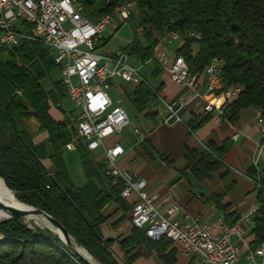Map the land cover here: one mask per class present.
Returning a JSON list of instances; mask_svg holds the SVG:
<instances>
[{
  "label": "trees",
  "instance_id": "1",
  "mask_svg": "<svg viewBox=\"0 0 264 264\" xmlns=\"http://www.w3.org/2000/svg\"><path fill=\"white\" fill-rule=\"evenodd\" d=\"M78 1L84 14L93 20L112 14L121 3L135 2L141 15L137 27L150 25L155 32H143L140 39L136 30L133 39L123 47L130 55L138 56L143 63L155 60L153 51L159 36L172 30L177 32L186 38L175 54L183 56L191 73L201 72L216 57L222 62L223 85L241 88L237 99L225 106L223 118L234 122L242 108L254 107L264 124V0ZM193 32L200 38H188ZM0 52L8 54L7 59L0 58V182L5 189L0 192V199L12 197L44 210L64 226L73 238L70 241L90 259L94 260V256L102 264H119L110 248L112 240L101 235L100 225L105 217L100 209L110 199L123 204L119 196L123 183L106 176L104 166L95 163L83 147L78 151L88 181L81 187L72 182L63 154L73 131L66 121L53 119L48 111L50 102L63 100L66 91L61 80L52 82L47 91L41 84L57 67L53 57L37 39H24ZM154 95L141 83L134 91L132 104L141 110ZM208 115L187 121L188 132H194ZM30 117L47 132L46 143L35 144L28 128L20 125V121ZM230 147L228 140L219 146L208 140L200 151L186 145L187 169L198 181L208 178L225 167L222 155ZM44 158L55 166L53 175L42 164ZM227 172L224 170L223 174ZM248 175L256 182V208L250 233L253 243L258 244L264 240V180L251 168ZM93 177L105 178L104 188H97L91 181ZM114 180L117 182L112 184ZM211 198L216 209L229 220L232 213H227L230 202L226 192L213 194ZM26 219L32 228L14 215L0 221V264H85L37 216L29 215ZM170 242L165 238L151 240L134 227L131 235L118 245L128 254L125 264H130L136 254L129 253L139 244H148L161 254ZM173 252L170 248L168 254L172 256Z\"/></svg>",
  "mask_w": 264,
  "mask_h": 264
},
{
  "label": "built area",
  "instance_id": "2",
  "mask_svg": "<svg viewBox=\"0 0 264 264\" xmlns=\"http://www.w3.org/2000/svg\"><path fill=\"white\" fill-rule=\"evenodd\" d=\"M133 1L117 5L114 15L93 21L84 14L78 0H0V49L13 48L24 39H37L49 51L60 70V80L70 104L69 127L73 137L65 143V150L83 147L88 152L102 150L103 172L123 183L120 197L135 195L129 220L133 227L143 231L151 240L165 238L181 244L183 252L197 258L200 264H241L242 253L248 264H264V240L250 248L246 232L253 224L255 210L234 220L223 215L211 219L183 214L179 204L172 202L164 208L156 204V194L146 191V181L118 166L125 154L123 138L145 141L140 126L131 125L121 102H114L109 94L113 79L139 85L145 82L139 68L129 62L125 48L108 51L102 48L104 31L118 28L134 13ZM138 32L142 30L139 26ZM186 37L168 31V43L179 46ZM200 35L193 32V37ZM158 66L167 71L172 82L187 89L186 95L167 103L165 122L182 121L180 113L195 99L201 102L205 113H214L224 119V108L237 99L238 87L224 86L221 79V60L213 57L201 72L191 73L182 55L163 50L155 55ZM66 110L62 101L50 102ZM258 115L255 122L258 126ZM127 127L130 132L127 133ZM260 131V128L258 126ZM261 133V131H260ZM237 137V134L232 136ZM264 156V137L259 144ZM257 161H255L256 165ZM264 172V169L262 170ZM258 176V175H257ZM2 238V235H0ZM244 248V252H242Z\"/></svg>",
  "mask_w": 264,
  "mask_h": 264
},
{
  "label": "crops",
  "instance_id": "3",
  "mask_svg": "<svg viewBox=\"0 0 264 264\" xmlns=\"http://www.w3.org/2000/svg\"><path fill=\"white\" fill-rule=\"evenodd\" d=\"M109 32L112 34L113 30L110 28ZM168 44L172 45L174 43ZM155 47L153 51L154 58ZM178 47L179 45L176 44L175 48H171L170 51L174 52ZM163 50H167L166 46L161 47L156 55ZM156 68L157 66L152 75L162 72L161 79L155 85L149 84L145 78V82H143L155 95L145 102L141 110L137 109L144 117V122L140 127L146 134L145 141L136 142L134 138L129 140L127 136L123 135L122 144L125 154L118 161L119 168L134 174L135 177L143 178L146 181V191L156 194L155 204L159 208H164L172 202L179 204L181 212L176 215L177 219H181L183 214L200 216L203 219L223 215L224 213L216 209L211 198L213 194L223 191L226 192L230 202L227 213H232V216L229 220H234L242 214L254 211L256 208V182L248 175V170L250 168L256 170L259 179L264 180V172H262L264 169V156L259 153L262 134L255 122L256 108H242L238 112L237 119L231 122L227 119H218L214 113L208 115L203 111L201 102L194 99L180 113L182 121L170 120L165 122L168 114L167 103L186 95L187 89L172 82L167 71L162 70L160 67L157 70ZM57 80H60V77L55 81ZM115 80L120 79L112 80L109 91ZM131 85L133 100L134 91L138 85ZM50 88L51 86L45 90L47 91ZM61 101L69 110L70 104L67 97ZM48 111L51 117L57 121H62L65 114L69 115L71 113L53 105H50ZM207 115V119L194 132H188L185 124L187 121L194 116H198L200 119ZM20 123L28 128L35 144L47 142V132L39 128L38 122L33 117L20 121ZM129 132L130 127L127 129V133ZM234 134H237L236 138L232 137ZM208 140L213 141L218 146L224 140H228L231 147L222 155L225 167L212 172L208 178L198 181L187 169L184 148L187 145L200 151L205 148V142ZM77 152L79 156V151L77 150ZM90 155L95 163L104 166L102 150L98 149L90 152ZM255 161H257L256 165ZM42 164L50 174L55 173V166L49 158L42 159ZM81 170L85 176L81 184H76L70 177L77 187L83 186L88 181L82 164ZM224 170H228V172L223 174ZM91 181L97 188H104L105 186V178L93 177ZM116 182L117 180H114L112 184ZM121 199L123 202L121 205L110 199L101 207L100 213L105 217V221L100 225V232L104 239L112 240L110 248L119 264H125L124 261L128 254L125 255L124 251L119 248L118 243L131 235L133 231L134 227L130 223L129 214L135 195L133 194L127 199ZM250 229L251 227L246 232L245 240L247 245L253 248L257 244L253 243V235L250 233ZM170 248L174 249L172 256L168 254ZM242 252H244V248ZM133 253L136 254V257L130 264H200L197 258L186 255L181 244L177 242H170V246L161 254L158 253L156 248L144 243L131 249L129 254ZM239 262L248 264L245 253H242Z\"/></svg>",
  "mask_w": 264,
  "mask_h": 264
},
{
  "label": "rangeland",
  "instance_id": "4",
  "mask_svg": "<svg viewBox=\"0 0 264 264\" xmlns=\"http://www.w3.org/2000/svg\"><path fill=\"white\" fill-rule=\"evenodd\" d=\"M140 18H141L140 11L138 10L137 7H134L133 15L129 19L125 20L123 23L121 24L118 23V28L114 30L112 34L109 32L110 28L107 27L106 30L104 31V37H105L104 40L106 41L103 44L102 48L108 51H115L116 49L125 47L133 39L134 33L137 29V22L140 21ZM140 26L142 27V30L137 33L140 39L142 37L141 34L143 32H147L148 30H153L150 25H146V26L140 25ZM151 32L154 33L155 31L153 30ZM165 35H166V32H164L161 36H159V39H158L159 42L157 43L155 47V55L158 51L161 50V47L166 46V49H167L166 52H171L170 51L171 48H175L176 43L172 45L168 44L167 41L164 40ZM0 58L2 60H5L8 58V54L6 52H0ZM129 62L135 67L139 68L141 74L144 76V78L148 81L149 84L155 85L161 79V76H162L161 74H163L162 72L154 76L152 75L153 70L157 66L155 60L151 59L143 63L140 61L138 56L131 55L129 58ZM157 69H159V67H157L156 70ZM59 77H60V70L58 67H55L45 78L41 80L42 87L44 89H48L49 86H51V82L55 81ZM109 94L111 98H113L114 101L122 100L121 105L127 112L130 118V121H131V125L141 126V124L144 122V117L141 114V112L138 111L133 106L131 102L132 97H133L132 85L127 82L115 80L113 87L109 91ZM64 106L66 107L65 104ZM60 109L65 111V109L63 108H60ZM66 110L69 111L67 107H66ZM67 117L68 115L65 114L63 120L69 123V119ZM20 125L25 127L22 123H20ZM128 128L129 127H127V129ZM64 162H65V166L72 180L76 184H81L83 180L85 179V176L81 170V164H80L77 150L65 151L64 152ZM1 200L8 202V203H19L13 200L12 197L3 198ZM11 216L12 215H10L8 212L0 209V221L9 220L11 219ZM18 219L22 224H30V223L25 222L24 219H20V218ZM93 258L98 263L102 264L94 256Z\"/></svg>",
  "mask_w": 264,
  "mask_h": 264
},
{
  "label": "water",
  "instance_id": "5",
  "mask_svg": "<svg viewBox=\"0 0 264 264\" xmlns=\"http://www.w3.org/2000/svg\"><path fill=\"white\" fill-rule=\"evenodd\" d=\"M2 179V178H1ZM3 180V179H2ZM4 181V180H3ZM5 183V182H4ZM12 191V190H11ZM13 192V191H12ZM30 208L28 209H21V208H17L8 204L3 203L2 201H0V209L8 212L10 215H14L20 219H24V217L29 216V215H35V216H43L44 218H46L54 227L58 228L61 233L63 234L64 238L66 239L67 243L66 246H68L70 248V250H72L74 252V254L80 259L82 260L85 264H100L97 261L91 263L90 261H88L86 258L82 257L76 250H73L72 247H70V238H72L70 236V234L65 230L64 226L55 218H53L51 215H49L47 212H45L44 210L38 209L36 207L33 206H29ZM28 228H32L33 225L32 224H27Z\"/></svg>",
  "mask_w": 264,
  "mask_h": 264
},
{
  "label": "bare ground",
  "instance_id": "6",
  "mask_svg": "<svg viewBox=\"0 0 264 264\" xmlns=\"http://www.w3.org/2000/svg\"><path fill=\"white\" fill-rule=\"evenodd\" d=\"M107 15H114V12L112 14H106V15H102L96 19H94L93 21H100V19H105ZM173 34L175 35H180L178 34L177 32H173ZM190 37H193V33L191 34H188ZM182 37V36H181ZM241 91V88L238 87V94L240 93ZM256 113H259L258 115V126L260 128V131H261V134H262V137H264V124H263V119H262V116L260 114V112L258 110H256ZM4 186L3 184L0 182V191H4ZM0 201H2L3 203L5 204H8V205H11V206H14V207H17V208H21V209H28L30 208L29 204H26V203H22V202H19V203H8V202H5L3 200L0 199ZM27 217V216H26ZM26 217H24V221L27 222V219ZM43 223L44 225L54 234L56 235L65 245L67 243L66 239L64 238L63 234L61 233V231L54 227L46 218H44L43 216H37ZM39 227V226H38ZM42 228V227H40ZM70 239H73V238H70ZM70 247L73 248V250H76L82 257L86 258L88 261H90L91 263L95 262L96 260H92L90 259L88 256H86L80 249H78L72 242H70Z\"/></svg>",
  "mask_w": 264,
  "mask_h": 264
}]
</instances>
